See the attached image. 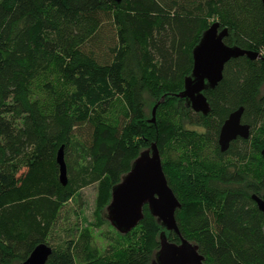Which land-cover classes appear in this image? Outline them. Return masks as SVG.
I'll use <instances>...</instances> for the list:
<instances>
[{
	"label": "trees",
	"instance_id": "obj_1",
	"mask_svg": "<svg viewBox=\"0 0 264 264\" xmlns=\"http://www.w3.org/2000/svg\"><path fill=\"white\" fill-rule=\"evenodd\" d=\"M215 22L228 29L227 45L261 57L229 60L204 92L203 114L177 94ZM263 86L262 0H0V264H20L41 243L52 247L46 264H153L161 232L180 236L147 205L134 229L118 232L138 233L121 252L102 255L88 224L70 223L59 246L49 243L87 185H97L98 224L110 223L112 188L152 143L182 205L180 235L207 264H264V215L253 199L264 194ZM241 107L250 136L222 151L221 127Z\"/></svg>",
	"mask_w": 264,
	"mask_h": 264
},
{
	"label": "water",
	"instance_id": "obj_2",
	"mask_svg": "<svg viewBox=\"0 0 264 264\" xmlns=\"http://www.w3.org/2000/svg\"><path fill=\"white\" fill-rule=\"evenodd\" d=\"M262 1L264 4V0ZM227 35L228 29L221 30L219 23L215 22L203 32L200 42L193 49V69L185 78L184 89L177 97L185 99L186 104L196 112L209 113L211 107L204 92L215 88L222 80L229 60L240 56L250 59L261 57L257 52L227 45L224 42ZM157 107L158 104L153 108L151 123L156 120ZM243 110L241 107L232 112L223 123L219 134L222 151H226L230 143L238 137L249 138L251 128L242 123ZM262 155L264 157V149ZM57 161L60 166V181L67 185L68 174L63 147L58 151ZM253 199L264 215V194L261 197L253 195ZM146 205L165 230L174 231L180 236L179 243L172 242L165 231L161 232L160 248L154 254L153 264H207L198 245L180 235L176 211L182 205L168 184L156 143L140 152L132 162L131 169L112 188L105 218L119 233L127 234L144 218ZM51 254L52 247L41 243L20 264H46Z\"/></svg>",
	"mask_w": 264,
	"mask_h": 264
},
{
	"label": "rangeland",
	"instance_id": "obj_3",
	"mask_svg": "<svg viewBox=\"0 0 264 264\" xmlns=\"http://www.w3.org/2000/svg\"><path fill=\"white\" fill-rule=\"evenodd\" d=\"M262 90L264 92V86ZM144 97L147 104V112L149 115H151L150 98L147 94H145ZM74 159L75 155L73 156L72 161H74ZM73 166H75L74 162ZM74 169L77 170L76 167H74ZM79 193L80 197L77 200H72L65 207V211L68 212L64 213L63 215L67 214L68 219H62L60 222V229L54 235V240H49L50 245H60L59 243H61L64 238V232L62 230H66L70 223L77 224L79 229H83L88 224V229L91 231L95 244L102 255H113L117 252H121L124 250L123 248H125L127 244L137 238L138 233L133 234V236H130L126 239L121 238L118 235V231L110 223L103 222L102 224H98V220L94 213L97 198L96 184L82 187ZM75 211H77V215H75ZM63 244L64 243H62V245Z\"/></svg>",
	"mask_w": 264,
	"mask_h": 264
}]
</instances>
